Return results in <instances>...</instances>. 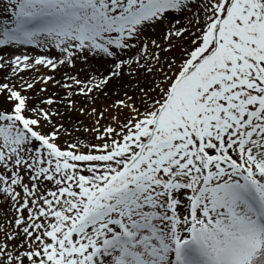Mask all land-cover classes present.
Segmentation results:
<instances>
[{
    "label": "snow or ice",
    "instance_id": "obj_1",
    "mask_svg": "<svg viewBox=\"0 0 264 264\" xmlns=\"http://www.w3.org/2000/svg\"><path fill=\"white\" fill-rule=\"evenodd\" d=\"M0 264H264V0H3Z\"/></svg>",
    "mask_w": 264,
    "mask_h": 264
},
{
    "label": "bare ground",
    "instance_id": "obj_2",
    "mask_svg": "<svg viewBox=\"0 0 264 264\" xmlns=\"http://www.w3.org/2000/svg\"><path fill=\"white\" fill-rule=\"evenodd\" d=\"M3 0H0V4H2Z\"/></svg>",
    "mask_w": 264,
    "mask_h": 264
},
{
    "label": "rangeland",
    "instance_id": "obj_3",
    "mask_svg": "<svg viewBox=\"0 0 264 264\" xmlns=\"http://www.w3.org/2000/svg\"><path fill=\"white\" fill-rule=\"evenodd\" d=\"M0 5H2V4H0ZM82 103H83V101H82ZM101 123H104V121H101Z\"/></svg>",
    "mask_w": 264,
    "mask_h": 264
}]
</instances>
